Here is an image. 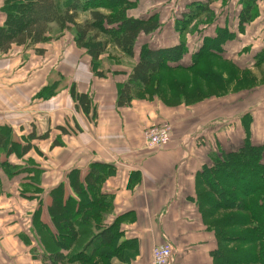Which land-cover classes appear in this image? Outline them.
I'll return each instance as SVG.
<instances>
[{
	"label": "crops",
	"instance_id": "obj_1",
	"mask_svg": "<svg viewBox=\"0 0 264 264\" xmlns=\"http://www.w3.org/2000/svg\"><path fill=\"white\" fill-rule=\"evenodd\" d=\"M132 1L136 5L128 15L153 13L160 25L138 35L131 55L108 42L94 66L77 46L73 28L55 23L41 42L0 46V136L6 137L0 145V264H152V247L164 243L171 247L167 264H215L211 249L217 240L189 184L200 179L199 171L212 164V157L221 158L220 149L235 150L246 141L264 144L258 137L264 118L237 112L239 129H230L240 134L234 145L219 118L236 117L235 106L223 110L198 96L201 102L186 103L198 87L215 90L222 77L215 75L210 83L189 68L205 41L215 47L199 60L201 71L221 73L226 67L240 74L264 66L259 59L264 0H253L254 15L242 27L240 0ZM5 6L6 0H0V31ZM81 14L89 18L82 11L77 22L83 21ZM180 42L185 52L179 66L159 71L147 84H132L129 104L118 105L119 89L141 46ZM72 88L87 96L88 111L72 96ZM192 120L199 123L196 140L182 141ZM163 124L170 127V141L148 148L143 130ZM219 124L214 141L204 140ZM58 186L61 190L54 193L73 206L58 222L63 231L75 233L66 245L48 211L51 190Z\"/></svg>",
	"mask_w": 264,
	"mask_h": 264
},
{
	"label": "trees",
	"instance_id": "obj_2",
	"mask_svg": "<svg viewBox=\"0 0 264 264\" xmlns=\"http://www.w3.org/2000/svg\"><path fill=\"white\" fill-rule=\"evenodd\" d=\"M58 1L62 2L6 0V19L0 31V46L11 42H41L47 38L49 25L55 23L59 28H73L77 46L86 50L95 66L108 42L131 55L138 35L148 34L160 25L153 13L139 17L128 15V11L136 5V1L132 0ZM240 2L238 23L242 27L252 19L255 6L253 0ZM198 7L200 11L204 9L202 5ZM100 8L107 9L108 13H102ZM207 9L208 5L205 6V10ZM82 11H87L89 18L77 22V14ZM213 43L205 41L201 45L192 55L189 68L210 83H213L215 75L211 70L201 71L197 64L203 56L209 55L207 51L215 47ZM184 52L185 46L181 42L168 46L143 44L128 81L119 89L118 105L129 104L132 84H147L159 71L179 66L178 61ZM259 59L264 61V52L259 55ZM172 63H176L175 66ZM71 94L77 98L82 109L88 111L87 96L75 93L73 88ZM5 138L0 136V145H3ZM219 157L221 158L212 157L211 165H203L198 173L199 184L194 187V201L200 203L196 205L197 208L201 205L206 228L217 236V245L211 252L212 257L215 264H264V144L255 145L246 141L235 150L224 152L220 149ZM73 187L75 189L77 185L73 183ZM60 190V186L51 190L52 201L48 211L52 223L59 230L60 240L66 245L75 233L63 231L58 222L68 217L73 206L62 201L60 192L54 193ZM200 198L212 201L208 205L205 202L204 205L214 212L205 214ZM218 213H224L221 214L222 223L214 225V222H209ZM104 240L109 241L108 236L105 235ZM55 256L57 259L61 257L59 253Z\"/></svg>",
	"mask_w": 264,
	"mask_h": 264
},
{
	"label": "rangeland",
	"instance_id": "obj_3",
	"mask_svg": "<svg viewBox=\"0 0 264 264\" xmlns=\"http://www.w3.org/2000/svg\"><path fill=\"white\" fill-rule=\"evenodd\" d=\"M57 3H59L58 0H57ZM80 18H81V20H83L85 18L84 14H81ZM125 60H130V59H128L126 57ZM212 73L218 77V80H221V77H222V80L219 83H216L214 85L215 90H213L212 86L210 88L206 87V91H205V89L198 87L199 93H197V95H195V93H194V95L191 96L192 98L188 102H186L187 104H196V103L201 102L197 99V96H198L201 98H205L204 101H202V102H205V103L215 102V104L218 105L217 108L221 107L223 110H227L226 108H228V107L231 108V107L235 106L236 110L232 109L235 111V113L239 112L240 110H242L243 112L248 111V112L252 113L254 118H256V119L260 120V116L264 118V113L262 111L264 109V66H261V68H259V67L253 68L252 70L248 69V70L244 71V73H240V74L239 73L238 74L233 73V71H232V73H228V69L226 67L225 68L222 67L221 73L220 72H218V73L212 72ZM207 82H209V81H207ZM207 82H205V83L207 84ZM202 86L204 87V84H202ZM232 110H230V111L232 112ZM194 113H195V109H192L191 114L193 115ZM221 113L222 114L225 113L224 115L228 114V112H225V111H222ZM239 116H240V114L237 113L236 117L230 118L227 121L222 120L223 118H219L220 124L223 123L221 125V127H225L231 133L228 135V138L229 137L233 138L231 141H232V143H234V145L238 144V138L239 137L237 138V136H240V134L234 133L231 131H238V129H239V127H238ZM229 120H231L230 123H229ZM220 124L217 127H214V130H212L213 133H209V136H210L209 138L207 136H205V134H204L203 139L206 141H209V142H213L214 141V135L218 134V132H219L218 128H219ZM230 124H232L233 126L229 127ZM211 125H212V122H211ZM226 126H228V127H226ZM198 127H199L198 122H196L195 120L189 121L188 130L186 132H184L181 140L185 141L189 137L193 138V140H196V135H197L196 129ZM230 129H231V131H230ZM258 133H259L258 137L261 138L262 140H264V134H263L264 133V120L261 121V125L259 126ZM168 136H169V141H170V132H169ZM143 139H144V137H143ZM144 142H145V140H144ZM263 143H264V141H263ZM160 147L161 146H157V147H153L151 149L155 150V149H158ZM198 167H200V166H197V168ZM195 173H196V171H194V173L192 172V174L196 176ZM198 184H199L198 181L192 180V182H190L189 185H191L194 188V187L198 186ZM203 188H204V186H202V189ZM200 201L203 203V205L205 202H206L205 204H207V205H208V202L212 203V201H209V200L204 201V199H202V198H200ZM194 204L197 205L200 203L198 201H194ZM200 207H201V205H200ZM200 207L198 206L199 214L203 218V213L200 210L201 209ZM202 210H204L205 214L207 212H214L213 210H211V208L206 207L205 205H204V208H202ZM220 212H223V211H220ZM221 214H224V213H218L216 215V217H214L209 222H211V223L214 222L215 223V224L213 223L214 225H219L220 223H222ZM209 231H211L213 233V237L217 240L216 234L212 230H209ZM215 247L213 249H211V252L215 249ZM214 262H215V260H214Z\"/></svg>",
	"mask_w": 264,
	"mask_h": 264
},
{
	"label": "built area",
	"instance_id": "obj_4",
	"mask_svg": "<svg viewBox=\"0 0 264 264\" xmlns=\"http://www.w3.org/2000/svg\"><path fill=\"white\" fill-rule=\"evenodd\" d=\"M170 127L167 124L151 125L143 130V137L148 148L163 146L169 141ZM171 255L168 243L156 244L151 249L152 264H167Z\"/></svg>",
	"mask_w": 264,
	"mask_h": 264
},
{
	"label": "bare ground",
	"instance_id": "obj_5",
	"mask_svg": "<svg viewBox=\"0 0 264 264\" xmlns=\"http://www.w3.org/2000/svg\"><path fill=\"white\" fill-rule=\"evenodd\" d=\"M1 28V27H0Z\"/></svg>",
	"mask_w": 264,
	"mask_h": 264
}]
</instances>
